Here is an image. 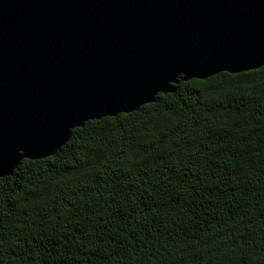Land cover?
<instances>
[{
  "label": "trees",
  "instance_id": "trees-1",
  "mask_svg": "<svg viewBox=\"0 0 264 264\" xmlns=\"http://www.w3.org/2000/svg\"><path fill=\"white\" fill-rule=\"evenodd\" d=\"M0 264H264V66L23 160L0 178Z\"/></svg>",
  "mask_w": 264,
  "mask_h": 264
},
{
  "label": "water",
  "instance_id": "water-1",
  "mask_svg": "<svg viewBox=\"0 0 264 264\" xmlns=\"http://www.w3.org/2000/svg\"><path fill=\"white\" fill-rule=\"evenodd\" d=\"M264 66V0H0V178L180 82Z\"/></svg>",
  "mask_w": 264,
  "mask_h": 264
}]
</instances>
